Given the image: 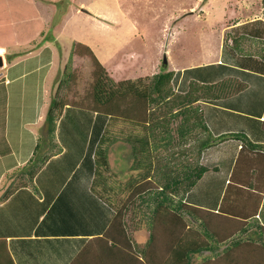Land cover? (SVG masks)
<instances>
[{
  "label": "crops",
  "instance_id": "obj_1",
  "mask_svg": "<svg viewBox=\"0 0 264 264\" xmlns=\"http://www.w3.org/2000/svg\"><path fill=\"white\" fill-rule=\"evenodd\" d=\"M79 4L81 10L87 9L100 15V9L91 6L90 10L83 5L82 0ZM173 15L170 20L174 19ZM257 18L264 22V14L255 17L234 15L227 21L221 20L216 25H211L205 31L209 34L216 33L217 46L213 53L206 54L205 59L201 58L202 60L191 64L190 69L202 70L197 74L202 82H217L226 77H235L244 82L243 88L239 90L199 101L210 131L214 135L244 132L251 140L264 143V26L255 30L260 29L262 33L253 32L254 28L250 31L241 28ZM225 35L228 37V44L234 49L225 44ZM56 37L57 34L54 39L42 42L37 48L14 55L10 61L4 60V65L0 68V103H3L0 107L7 110L0 119V196L8 187L19 183V187L8 194L7 198L0 200V238L6 239L16 264H68L88 239L101 235L107 229L117 212L102 198L107 191L118 196L113 193L117 192L115 183L105 182V176L94 181L95 161L92 151L96 145L90 144V134L83 145H62V150L51 156L38 170L32 184L22 171L25 179L20 183L21 178L14 170L26 163L32 153L35 144L31 145L30 130L36 128L41 131L49 104V101L48 104L45 101L46 92L48 87L52 88L47 78L56 55ZM143 52L133 48L117 65L125 57L124 61L131 60L134 56L143 57ZM208 55L211 57H207ZM101 62L109 74L114 76L110 66ZM169 65L172 63L169 62ZM139 68L142 69V66ZM183 68L188 67L182 65L179 71L175 68L174 76L177 86L185 90L190 76H186ZM68 107L63 109L56 129L63 116H67ZM93 113L94 123L96 118L99 125L103 123L101 116L98 117L97 112ZM243 149L242 141L235 137L225 138L206 147L202 151L200 162L208 169L186 192L184 200L217 211L223 197L224 204L228 205L239 195L238 185L243 191H257L254 185L255 170L264 163V150H258L257 153L255 150L242 151ZM240 151V154L243 152V161L236 173V166L232 169L231 164L236 156L239 157ZM224 163L227 167L220 173L219 166L223 167ZM248 167H252L250 172ZM207 174L210 176L206 177ZM243 177L248 178L251 184H241ZM218 183L220 184L214 193L215 184ZM225 190L227 195L224 196ZM204 192L207 193L206 197H203ZM256 217L264 224V190L261 192ZM135 223L139 224L137 219ZM139 241L142 239H136V242ZM131 243L135 248L132 240Z\"/></svg>",
  "mask_w": 264,
  "mask_h": 264
},
{
  "label": "rangeland",
  "instance_id": "obj_2",
  "mask_svg": "<svg viewBox=\"0 0 264 264\" xmlns=\"http://www.w3.org/2000/svg\"><path fill=\"white\" fill-rule=\"evenodd\" d=\"M79 1L0 0V53L4 60L10 61L14 55L27 52L34 47L37 48L42 45V42L54 39L57 34L55 38L56 55H54L53 66L47 78L48 84L50 83L52 86L51 89L48 87L46 92L45 101L47 104L57 91L56 89L59 94L64 95V98H83L87 104L93 105L94 103V98L91 97L93 96L91 94L92 86L96 79L94 65L88 56H80L75 53L72 48L75 40L88 44L100 62L103 61L110 66L114 76L110 75L107 69L106 73L113 79L112 86L116 87L115 84L122 79L136 80L142 77L145 80L144 77L162 70L178 68L179 71V68L184 65L188 67L183 68L186 70V76H190L186 84L185 90H187L190 79L200 80L197 74L202 71L190 69L192 68L191 64L202 60L201 58L205 59L206 54L213 53L214 47L217 46L216 33L209 34L205 30L211 28V25H216L217 21H227L234 15L255 17L264 14L263 0H82L86 8L89 7L91 10V6H94V8L100 9V15L89 12L87 9L81 10ZM174 13L176 14L173 15ZM172 15L174 19L170 20ZM255 20L246 23L241 28H246L249 31L254 28L253 32L262 33L260 29L255 30L258 27H263L264 22L258 18ZM224 42L234 49L231 44H228L226 35ZM133 48L144 51V56H134L131 60L124 61L125 57L118 66L117 62ZM19 50L20 52H17ZM14 51L17 53H13ZM115 51L116 54H113ZM207 57H211V55ZM163 62H165V66H163ZM169 62L172 65H169ZM140 65L142 69L139 68ZM65 72L72 73L74 78L71 81L69 78L66 79ZM69 83L71 85L66 87ZM172 84L175 91H185L177 86L176 76H173ZM120 87L117 86V91ZM117 91L108 105L118 113L114 119L110 120L109 115L98 112V117L101 116L103 119L100 127L97 118L96 123L93 121V112H95L93 109L65 105L64 108L69 106L66 108L68 114L63 116L61 123L59 121L55 137L61 146L83 145L90 134L92 136L90 144L96 145L95 150L105 152L106 163L99 166L93 164L94 181L101 180L105 176L107 178L105 182L115 183L117 192L113 193L118 196L122 193L121 197H115L111 191H107L102 198L106 204L112 207V210H122V219L126 221V234H129L132 242L136 245L135 250L139 253L148 237V229L145 227V223L136 224L135 221L136 219L139 221L138 216L140 218L142 212L147 211V208L140 195L139 198L135 197L136 201L133 203L126 201L130 191L135 187L129 181L147 173L144 162L139 164V167L134 166L138 160V139L146 137L149 144L158 146L161 155L165 154V157L170 155L171 159L172 149H167L168 146L184 145L183 143L193 144L195 135L199 134L197 131L199 127H189L186 130L188 133L182 135L178 132V125L181 123L186 126V124L184 121L180 122V117L173 113L168 105L160 104L159 106L151 103L131 90ZM200 100L201 98L197 102L200 103ZM0 105L3 106V103ZM199 105L201 108V104ZM2 106L0 107V119L5 116V111L7 112ZM162 106L166 111L161 109ZM200 111L203 115L202 108ZM32 129L30 130L31 145H34L40 130ZM34 129H36V133ZM40 129L38 134L45 137L43 123ZM96 133H99L98 136ZM100 135H102V139L99 141ZM157 138L159 139L157 140ZM163 145H167L165 147L167 150L162 149ZM204 149L201 150L199 161ZM245 149H249L247 145L242 151ZM95 150L92 152L97 155L98 152ZM242 156L243 152L232 161L231 168L236 166V173L241 168ZM181 160L182 162L175 159L171 164L165 163L167 177L180 175L182 171L179 168L183 164H185L184 169L187 170L186 166L194 164L196 156L194 152H191ZM225 164L223 167L219 166L220 173H223L227 167ZM96 168L99 169L98 173H96ZM251 168L248 167L247 170L250 172ZM220 173H213V175H221ZM208 176L210 175L207 174L206 177ZM223 180L224 175H222V182ZM219 184H215L214 193H216ZM205 195L207 193L204 192L203 197H206ZM189 223L193 227L196 224L191 220ZM136 239H142V241L138 243ZM221 246L222 244H219L217 252L222 251ZM95 247L94 245L92 250H95ZM208 255L213 256L214 254L206 250L200 251L193 255L192 259L197 264ZM237 258L239 257L235 256L231 260Z\"/></svg>",
  "mask_w": 264,
  "mask_h": 264
},
{
  "label": "trees",
  "instance_id": "obj_3",
  "mask_svg": "<svg viewBox=\"0 0 264 264\" xmlns=\"http://www.w3.org/2000/svg\"><path fill=\"white\" fill-rule=\"evenodd\" d=\"M74 42L72 48L75 53L88 56L94 65L96 79L91 91L94 103L87 104L83 98H64V95L59 94L56 89L57 91L50 98L43 120V132L46 136L38 135L27 162L14 169L21 178L20 183H23L25 179L21 171L31 183L45 162L62 150V146L55 137V131L64 106L87 107L97 113H106L112 120L118 113L108 105L117 91V86H121L117 92L131 90L151 103L159 106L160 104L168 105L172 112L180 117V122L184 121L186 124V126L181 123L178 125V132L182 135L188 133L186 130L189 127H199L197 130L199 134L195 135V141L191 145L183 143L184 145L168 146L167 149H172L171 159L170 155L167 157L165 154L161 155L158 146L149 144L146 137L138 139V160L134 166L139 167V164L144 162L147 173L142 174L141 178L136 177L131 180L130 183L135 187L130 191L126 201L133 203L136 201L135 197L139 198L140 195L147 208L140 218L138 216V223H145L148 229V237L139 253L133 247L129 234H126V221L122 219V210L118 209L107 229L101 235L88 239L68 264H195L193 255L205 250L214 255L205 256L197 264H264V224L256 217L261 192L264 190V163L261 167L254 163L258 165L254 183L257 191L249 189L243 191L238 185L239 195L228 205L224 204L223 197L217 211L184 200L186 192L208 169L199 161L202 149L225 138L235 137L242 141L244 148L247 145L249 148L247 150H255L257 153H259L258 150H264V143L251 140L244 132L214 135L205 123L197 102L200 98H218L223 94L239 90L243 88L244 82L232 77H226L217 82H202L191 78L187 90L175 91L172 84L174 70L169 69L152 73L144 77L145 80L142 77L136 80L122 79L115 84V87L111 83L113 79L107 75L106 68L92 48L81 41ZM65 75L70 81L74 78L72 73L65 72ZM70 85L71 83L66 87ZM164 106L161 109L166 111ZM161 109L159 108L160 112ZM262 127L264 128V122ZM96 135L98 136L97 133ZM101 136L99 141L102 139ZM163 146L162 149H166L167 145ZM95 152H98L94 155L95 164L98 166L105 164L107 160L105 152L102 151V153L97 149ZM191 152H194L196 156L194 164H188L187 170L184 169L185 164H183L179 168L182 171L180 175L167 177L165 163L171 164L175 159L182 162L181 159L186 158V155ZM240 153L241 151L238 156ZM98 171L99 169L96 168V173ZM241 181V184L247 186L251 184V181L245 177ZM18 187L19 183L14 187H8L0 196V200L7 198L8 194ZM225 194L227 195L226 190L223 195ZM190 220L196 223L194 227L190 225ZM219 244H222V251L217 252ZM94 245L95 250H92ZM235 256L239 258L231 260ZM0 264H16L5 238H0Z\"/></svg>",
  "mask_w": 264,
  "mask_h": 264
},
{
  "label": "water",
  "instance_id": "obj_4",
  "mask_svg": "<svg viewBox=\"0 0 264 264\" xmlns=\"http://www.w3.org/2000/svg\"><path fill=\"white\" fill-rule=\"evenodd\" d=\"M164 61H166V59H164ZM4 65V57L3 55L0 53V68Z\"/></svg>",
  "mask_w": 264,
  "mask_h": 264
}]
</instances>
